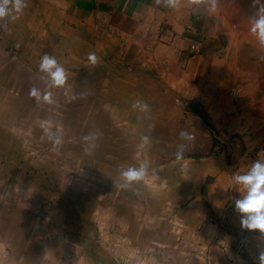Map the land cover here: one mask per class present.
I'll list each match as a JSON object with an SVG mask.
<instances>
[{"label": "rangeland", "instance_id": "obj_1", "mask_svg": "<svg viewBox=\"0 0 264 264\" xmlns=\"http://www.w3.org/2000/svg\"><path fill=\"white\" fill-rule=\"evenodd\" d=\"M189 3L217 35L212 50L228 59L215 60V70L224 71L235 57L240 69L250 58L254 68H264V47L250 31L264 0H218L215 12L207 11L210 4ZM45 54L0 41V264H150L159 241L193 238L183 230L199 227V212L213 211L207 202H192L211 179L188 178L182 166L161 163L168 156L163 143L142 141L152 114L165 120L166 111L181 110L168 109L165 92L154 99L148 84L132 76L105 81L67 70L64 87L48 88L39 71ZM247 75L244 84L254 76ZM208 76L212 84L215 76ZM254 82L264 83L260 76ZM33 88L51 91L54 103H37ZM138 99L147 112L132 107ZM43 120L62 135L59 151L40 127ZM90 134L98 137L94 148L83 140ZM236 142L231 135L224 144ZM253 155L239 151L240 174ZM145 162V180L122 187L121 170ZM204 222L211 232L228 228L226 219Z\"/></svg>", "mask_w": 264, "mask_h": 264}, {"label": "crops", "instance_id": "obj_2", "mask_svg": "<svg viewBox=\"0 0 264 264\" xmlns=\"http://www.w3.org/2000/svg\"><path fill=\"white\" fill-rule=\"evenodd\" d=\"M0 28L2 45L44 51L76 76L138 78L154 99L165 92L166 107L181 110L166 111L165 120L152 114L145 133L153 145L166 147L168 156L161 163L182 166L188 178L199 182L211 179L192 202L199 200L213 211L199 212V227L183 230L193 238L156 243L159 251L150 264H259L264 237L241 229L234 200L244 189L233 180L242 173L239 151H253L252 162L264 160V83L254 82L258 76L264 81V68H254L256 60L250 58L240 69L235 57L224 71L215 70V60L222 59L212 50L217 35L211 36L204 14L189 0L179 10L157 6L155 0H27L23 14L15 21L6 18ZM89 53L96 54V65L89 62ZM247 74L254 76L244 84ZM181 131L195 140L187 142L184 158L177 160L178 145L186 143ZM231 135L237 145L226 148ZM216 218L226 219L228 228L211 232L204 220ZM208 233L216 239L210 241Z\"/></svg>", "mask_w": 264, "mask_h": 264}, {"label": "clouds", "instance_id": "obj_3", "mask_svg": "<svg viewBox=\"0 0 264 264\" xmlns=\"http://www.w3.org/2000/svg\"><path fill=\"white\" fill-rule=\"evenodd\" d=\"M193 2L196 4H210L207 9L209 12H215L218 5V0H193ZM155 4L157 6L162 4L172 10H179L183 0H155ZM26 7L27 0H0V19L9 18L15 21L23 14ZM250 23V31L256 36L259 45L264 47V6L258 8ZM88 60L93 65L99 62L95 53H89ZM39 71L45 74L42 79L46 82L48 88L64 87L66 85L67 70L54 56L43 55L39 63ZM30 95L36 98L37 103H40L41 100L48 104L54 103L51 91H46L42 95L38 89L33 88ZM70 98L76 99L75 96ZM132 107L139 109L141 112L149 110V105L139 99L133 103ZM40 127L51 142L53 151H59L64 142L62 135L58 131H52L51 122L48 120L41 121ZM179 136L186 143L179 144L174 155L177 160H182L188 146L187 142L194 141L195 136L188 131H181ZM97 138L96 134H90L83 137V140L89 143L90 148H94L95 144L91 142ZM142 141L145 144L149 143V136H143ZM148 169L149 164L147 162L142 163L138 168L128 167L122 169L120 177L124 183L121 186L126 187L133 182L144 181ZM233 180L235 184L243 186L244 189V193L234 200V211L239 215L241 229L256 232L259 236L264 237V160L258 159L252 162L250 169L245 174L234 175ZM259 264H264V250L259 252Z\"/></svg>", "mask_w": 264, "mask_h": 264}]
</instances>
